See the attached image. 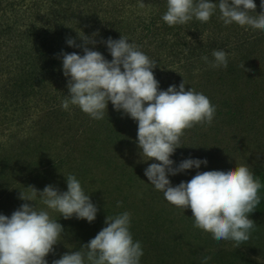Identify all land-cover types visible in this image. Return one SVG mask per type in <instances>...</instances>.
Returning a JSON list of instances; mask_svg holds the SVG:
<instances>
[{
	"label": "rangeland",
	"instance_id": "374dc122",
	"mask_svg": "<svg viewBox=\"0 0 264 264\" xmlns=\"http://www.w3.org/2000/svg\"><path fill=\"white\" fill-rule=\"evenodd\" d=\"M31 1L0 0L1 29L12 27L16 35L25 32L26 23L31 21ZM255 3L259 14L261 0ZM5 36L0 34V214L11 216L26 203L18 197L20 192L28 194L29 186L42 191L54 185L67 191L65 176L69 174L81 181L98 207L92 223L75 217L65 220L59 213H51L65 233L54 253L46 257L48 264L82 248L106 226L107 216L125 211L131 214L133 238L142 245L140 264H203L205 257L211 258L207 264H264V213L255 211L249 216L257 228L239 248L234 247V241L217 242L210 234L195 229L191 209L184 212L167 202L145 176L148 165L159 162L141 157L137 123L116 111L111 102L103 120L90 116L75 120L71 108L66 111L61 104L47 102L50 82L43 90L30 89L26 95L14 85L18 79L10 74L9 55L1 54L11 48ZM261 41L260 52L246 66L250 79L239 81L233 91L210 92V102H215L217 108L212 124H197L185 130L181 148L171 159L177 166L187 158L206 159L208 164L169 176L173 186L190 180L198 171H227L239 164H247L254 171L264 170V40ZM200 78L166 79L162 90L171 85L179 87L183 80L190 86ZM86 129L97 133L93 136ZM118 201L122 202L120 207ZM27 203L44 207L39 198Z\"/></svg>",
	"mask_w": 264,
	"mask_h": 264
},
{
	"label": "clouds",
	"instance_id": "9594fccd",
	"mask_svg": "<svg viewBox=\"0 0 264 264\" xmlns=\"http://www.w3.org/2000/svg\"><path fill=\"white\" fill-rule=\"evenodd\" d=\"M140 6H144L142 0ZM256 8L255 0H167L162 19L169 26L185 25L193 19L207 23L218 10L225 26L235 23L264 31V0L259 14ZM78 36L82 44L72 37H67L66 43L82 48V55L63 51L58 54L68 88L61 107L67 111L75 106L92 119L103 120L111 102L116 111L137 123V145L143 160L159 162L150 163L144 174L165 200L184 212L190 208L193 227L217 242L231 240L239 248L249 241L257 228L249 216L261 203L258 193L264 187L249 165L239 164L227 171H198L176 186L169 179L208 164L206 159L187 158L177 166L171 157L181 148L186 129L212 124L216 106L203 93L186 88L184 80L179 87L171 85L161 90L154 75L157 62L127 37L97 41L99 32ZM97 43L107 47L111 61L95 50ZM211 55V61L208 56L201 59L212 68L228 67V52L214 49ZM65 177L67 191L54 185L42 191L29 186L28 194L20 192L18 197L26 203L11 216L0 214V264H48L46 257L54 253L65 233L63 225L51 215L53 212L65 220H96L98 207L81 181L73 174ZM37 198L44 207L27 203ZM121 205L118 201L117 207ZM105 225L82 248L63 254L52 264H140L143 249L130 230L131 214L125 211L107 216ZM209 259L205 257L203 264Z\"/></svg>",
	"mask_w": 264,
	"mask_h": 264
},
{
	"label": "trees",
	"instance_id": "16d2710c",
	"mask_svg": "<svg viewBox=\"0 0 264 264\" xmlns=\"http://www.w3.org/2000/svg\"><path fill=\"white\" fill-rule=\"evenodd\" d=\"M142 2L143 7L140 6L141 0H32L29 8L31 21L26 23L28 29L25 32L16 35L12 27L8 26L7 30L0 27V34L4 33L11 43V48L1 54L9 55L10 74L18 79L14 85L28 95L30 89L44 88L50 82L52 88L46 92V100L48 103L61 104L65 95H68V88L62 59L58 58V54L63 51L82 55V48L68 46L66 38H75L77 44H82L78 33L91 36L95 32H99L97 41L108 37L120 39L123 35L154 59L157 62L154 75L161 90L166 79L195 80L200 75L198 83L186 88L201 92L210 99V92L233 91L239 81L250 79L246 74V66L254 54L260 52L264 31L235 23L225 26L219 19L218 10L207 23L193 19L185 25L169 26L162 19L167 0ZM211 2L218 3V0ZM88 47L92 48V45ZM214 49L229 53L227 68H212L201 59L208 56L210 61L213 60L211 53ZM95 50L107 59L112 58L104 44L97 43ZM70 108L75 120L89 118L78 107ZM92 130L86 129L85 132H92L95 136L97 131ZM30 146L34 147L33 143ZM254 172L264 185V170ZM258 195L261 203L255 211L264 213V187Z\"/></svg>",
	"mask_w": 264,
	"mask_h": 264
}]
</instances>
